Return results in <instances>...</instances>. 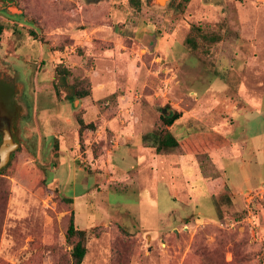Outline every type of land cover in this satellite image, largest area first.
<instances>
[{"label":"rangeland","instance_id":"1","mask_svg":"<svg viewBox=\"0 0 264 264\" xmlns=\"http://www.w3.org/2000/svg\"><path fill=\"white\" fill-rule=\"evenodd\" d=\"M0 26V264H74L72 218L83 264H264V0H0Z\"/></svg>","mask_w":264,"mask_h":264},{"label":"trees","instance_id":"2","mask_svg":"<svg viewBox=\"0 0 264 264\" xmlns=\"http://www.w3.org/2000/svg\"><path fill=\"white\" fill-rule=\"evenodd\" d=\"M134 1V0H133ZM3 26H0V35L3 32ZM187 42L192 44L193 46H196V42L194 39L189 37L187 39ZM86 94L82 91L76 90L75 95L79 98L85 97ZM182 115L180 111H173L172 113H167L162 115V120L165 123L166 126L170 127L174 124V122ZM81 134H83L84 130L87 128L95 129L96 124L94 122H91L89 124H86L83 119H81ZM152 141L153 145L156 147L157 151H161L165 148H174L178 147L180 145V141L175 137V135L167 129L164 133L160 132H152ZM5 169V168H4ZM3 169V170H4ZM2 171H0V174ZM68 237L69 238H76V242L73 245L72 249V257H73V263L74 264H83L86 255H87V246H86V231L82 229H78L75 225L74 219H71L69 229H68Z\"/></svg>","mask_w":264,"mask_h":264},{"label":"water","instance_id":"3","mask_svg":"<svg viewBox=\"0 0 264 264\" xmlns=\"http://www.w3.org/2000/svg\"><path fill=\"white\" fill-rule=\"evenodd\" d=\"M168 0H153L155 5H165ZM0 132L2 133V143L0 145V171L6 168L17 151L21 143L14 138L15 125L6 116L0 117Z\"/></svg>","mask_w":264,"mask_h":264},{"label":"flooded vegetation","instance_id":"4","mask_svg":"<svg viewBox=\"0 0 264 264\" xmlns=\"http://www.w3.org/2000/svg\"><path fill=\"white\" fill-rule=\"evenodd\" d=\"M7 95H8L7 86L6 85H3V84H0V106L7 105V97H8ZM2 116H6V115H2L1 114L0 117H2ZM6 117H8V116H6ZM14 138H15V140L19 141V139L16 137V134L15 133H14Z\"/></svg>","mask_w":264,"mask_h":264}]
</instances>
